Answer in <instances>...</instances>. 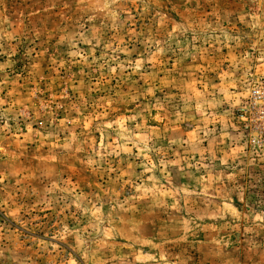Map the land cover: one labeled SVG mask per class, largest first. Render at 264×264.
<instances>
[{
  "label": "rangeland",
  "instance_id": "374dc122",
  "mask_svg": "<svg viewBox=\"0 0 264 264\" xmlns=\"http://www.w3.org/2000/svg\"><path fill=\"white\" fill-rule=\"evenodd\" d=\"M0 264H264V0H0Z\"/></svg>",
  "mask_w": 264,
  "mask_h": 264
}]
</instances>
